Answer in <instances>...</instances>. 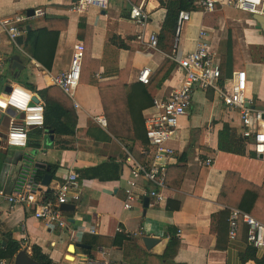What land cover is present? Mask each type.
<instances>
[{"label": "crops", "instance_id": "crops-1", "mask_svg": "<svg viewBox=\"0 0 264 264\" xmlns=\"http://www.w3.org/2000/svg\"><path fill=\"white\" fill-rule=\"evenodd\" d=\"M72 1L0 0V17L10 14L26 17L22 22L25 32L18 36L16 45L9 43L3 35L0 51L4 56L10 55L8 62L11 57L19 58L13 53L16 47L33 67V61L41 66V70L34 67L36 76L42 80L40 85L27 78L19 79L33 84L41 101L48 97L46 88L56 86L51 78L69 67L73 45L83 34L78 26L80 21L92 27L89 46L86 47L85 43V47L90 57L99 61L94 72L83 74V81L77 84L73 98L67 95L71 100L69 114L75 116V122L73 118L69 120L72 133L57 134L52 127L32 129L25 147L30 148L34 164L49 168L51 180L43 186V193L47 189L53 191L69 169L78 174L80 200L68 203L73 207L64 210L67 228H47L32 215L31 209L10 207L1 202L0 236L9 234L29 255L33 245L39 246L52 264H81V259L87 256L107 259L109 264H258L264 258V248L255 249L247 242L244 225L240 226L234 239L229 238L224 210L234 207L217 200L225 172L241 173L243 164L227 158L218 149L219 130L227 124L239 133V116L236 110L222 103L213 89L194 91L188 113L179 119L177 134L169 142L174 149V159L167 167L174 164L186 166L181 183L178 186L166 184L161 190L163 201L154 203V199L145 195L147 190L154 188L153 185L140 179L135 189L138 202L130 210L122 208L124 185L130 170L127 156L138 162L147 161L140 152L141 147L147 145L145 113L153 97L166 96L179 85L183 72L175 63L157 87L153 80L147 84L138 81L137 75L142 68H149L151 75L162 60L172 54L177 20L159 0H110L106 10L92 7L84 15L71 11ZM139 2H143L149 12L144 28L129 17L130 5ZM28 9H40L43 14L28 16ZM188 12L189 20L183 23L179 34L177 55L194 49L198 31L204 27L220 59L225 52L228 30L233 29L241 53L240 69L248 76L247 94L255 107H263L264 18L259 27L249 12L219 3L215 4L213 11L198 9ZM27 30L41 35L30 51L23 46ZM51 30H56L57 35L47 41L44 38L46 42L43 44L42 37ZM151 33L157 35L155 48L148 44ZM130 50L133 51L130 68L121 76L126 86L127 112L121 110L110 117L116 127L132 128L133 138L128 140L108 131L98 82L116 80L126 65ZM18 62L22 64L20 58ZM231 72L229 69L222 76L228 77ZM14 77L18 78V75ZM2 82L0 79V90L4 86ZM220 83H223L222 79ZM97 116L105 118L106 126L96 121ZM9 149L5 147L0 151V191L4 192L12 190L23 157L19 150L11 156ZM206 159L211 162L207 164ZM39 169L43 176L45 168ZM172 175L173 169L169 171V178ZM175 177L176 174L173 179ZM117 227L123 232H117ZM91 229L95 232L91 233ZM119 233L125 234L129 243L125 245L123 240H118L121 246L112 245L111 240ZM94 236L100 237V243L90 249L88 241ZM144 236L155 238L157 242L146 247L142 241ZM174 236L179 239L177 252L173 258L161 259L168 241ZM98 247L104 250V255L97 252ZM250 247L255 249L253 254ZM86 249L90 250L87 252ZM68 256L70 260L67 262L65 258Z\"/></svg>", "mask_w": 264, "mask_h": 264}, {"label": "built area", "instance_id": "built-area-1", "mask_svg": "<svg viewBox=\"0 0 264 264\" xmlns=\"http://www.w3.org/2000/svg\"><path fill=\"white\" fill-rule=\"evenodd\" d=\"M110 0H73L71 11L78 15L87 14L94 7L98 10H106ZM232 6L250 14H263L264 0H198L203 11H213L215 4ZM36 15H42L40 9L34 11ZM190 13L180 10L177 15L174 29V43L170 57L182 69V78L179 85L172 89L166 96H155L152 99L149 110L146 111L145 137L147 145L141 147L140 152L146 158L145 162H138L130 155L127 161L130 163L129 176L124 185V198L122 208L132 209L138 202L135 192L140 179L151 183L154 188L146 191L145 195L154 199V203L162 202L164 196L161 190L165 187V172L167 165L174 159V149L169 145L178 131L179 119L188 113L195 90L205 91L213 89L217 92L222 103L230 109L236 110L239 116V134L245 139L246 146L256 158L261 155L264 160V152L258 151V147L264 144L259 137L264 135V106L255 107L252 98L247 94L248 76L245 70H233L230 76L225 78L221 74L220 59L214 52L208 40V30L204 27L198 31L197 40L193 50L184 55H177L179 34L183 23L189 20ZM130 19L134 20L142 28L148 22L149 12L144 8L143 2L130 5ZM26 17L19 14H10L0 17V43L4 35L9 43L16 45L18 36L25 32L22 22ZM148 44L155 48L157 35L151 33L148 36ZM84 45L77 41L72 48L69 67L51 78L53 85L58 86L66 95L73 98L74 90L80 80V69L83 58ZM36 69L41 66L33 61ZM9 68L8 62L0 51V79L3 88L0 90V99H3L7 107H0V142L5 147L25 148L28 144V133L32 129L42 128L44 125V104L37 94L20 83L4 82L2 75ZM149 68H142L137 80L147 84L149 82ZM222 79L223 83H220ZM7 88V89H6ZM16 90L22 91L31 97L24 107L17 103L9 102ZM38 99L37 102L33 98ZM75 107L78 104L74 102ZM7 120V125L2 129V123ZM102 126H106L103 116L95 117ZM19 139V143H16ZM206 159V163H210ZM39 167L34 164L28 155L22 157L16 177L10 192L0 191V203L6 202L10 207L23 206L31 209L32 215L42 224L50 228L52 226L67 228V222L60 208L65 203H77L80 200L78 174L69 169L62 182L57 184L49 198L44 197L43 185L38 175ZM241 218L246 227L247 242L255 249L264 248V222L237 208H231L228 217V236L234 239L237 235L238 219ZM117 232H123L120 227ZM94 233V230H90ZM72 238V233H70ZM97 252L104 255L102 248ZM68 262L69 259L66 257ZM7 260H0V264H7ZM81 264H109L107 259L87 256L81 259Z\"/></svg>", "mask_w": 264, "mask_h": 264}, {"label": "trees", "instance_id": "trees-1", "mask_svg": "<svg viewBox=\"0 0 264 264\" xmlns=\"http://www.w3.org/2000/svg\"><path fill=\"white\" fill-rule=\"evenodd\" d=\"M159 2L168 9V12L175 21L177 20V15L180 10L191 11L202 9V7L198 4V0H159ZM78 26L83 30V34L80 36V40H78L84 45L79 80L83 81L81 80L83 74L85 72H94L98 68L99 61L92 59L90 57L89 51L86 50V47L89 46V38L92 34V27L83 23V21H80ZM56 33V30H51L50 32L46 31L45 36L42 37V43L44 44L47 40H50V37L56 36ZM40 36L41 35L37 33V31L27 30L23 45L24 49L26 51H30L31 47L37 43ZM44 38L46 41H44ZM132 54L133 51L130 50L126 65L122 70L119 71V77L116 80L98 82V91L103 111L108 119V131L119 138L128 140L133 138L132 128H126L121 125L116 127L113 125L110 117L111 115L113 116V114L116 115L121 110H124L125 113L127 112L125 98L126 86L125 84L123 85L121 76L124 72H128ZM239 62H241V53L238 46L237 37L235 31L233 29H229L227 40L225 41V52L220 58L221 74L225 73L229 69H232V71L235 69H240L241 66ZM175 63L176 62L170 56L165 57L150 75L149 82L150 80H153L154 86L156 87L161 85L164 79L169 75ZM18 82H21L31 90L36 91L33 84L22 80H18ZM45 91L48 93V97L46 100L42 101L44 104L43 127H52L55 129L57 134L72 133L73 128H69V120L70 118H73V122H75V116H71V114H69L70 112L68 107L71 103L70 98L58 86H51L46 88ZM35 93L37 94V92ZM73 122L72 125H74ZM145 144H147L146 137ZM218 149L221 154L227 158L235 161H241L243 164V170L241 173L232 171L225 172L217 200L228 207L237 208L264 222V162L258 160V158L248 151L245 139L239 133H236L233 129L228 127L227 124L223 125V127L218 132ZM130 150H133L132 147H130ZM246 156L253 158L252 161L243 158ZM171 169L174 170V175L169 178V171ZM185 169V164H174L168 166L165 172V183L168 185L178 186L182 181ZM175 174L176 177L173 179ZM38 175L40 178H42L41 170L38 171ZM51 195L52 191L48 189L44 193L45 198H49ZM224 211L226 213V219L228 223L230 209L228 210L226 208ZM242 225H244V223L242 222L241 218H239L237 233L240 226ZM0 237V260L6 259L9 261L7 264H12V259L14 255L20 250V245L15 240H13L9 234L4 236L1 235ZM99 240V236L92 237L91 241H88V243L91 245L90 249L96 244H99ZM118 240H123L125 245L126 243H129L128 237L123 233L116 234L115 238L111 240V244L114 246H121L117 243ZM178 246L179 239L175 236L172 237L168 241L164 253L160 256L161 259L173 258L174 254L178 250ZM90 249H86V251L88 252ZM249 249L251 254L255 252V249L251 247ZM31 257L40 264H52L51 259L46 254H44L41 248L37 245H33L31 247ZM258 264H264V258L259 260Z\"/></svg>", "mask_w": 264, "mask_h": 264}, {"label": "water", "instance_id": "water-1", "mask_svg": "<svg viewBox=\"0 0 264 264\" xmlns=\"http://www.w3.org/2000/svg\"><path fill=\"white\" fill-rule=\"evenodd\" d=\"M27 15L30 16L32 14H34V10L33 9H28L27 10ZM253 19L258 22V26L261 27L262 24V20L264 18V4H263V14H252ZM19 58L18 57H11L10 61H9V68L10 70L13 72L14 76H17V72L19 70H21L23 68V65L20 64L19 62ZM7 89V88H6ZM33 101L37 102L38 99L36 97L33 98ZM2 129L5 128V126L7 125V120L5 119L2 123ZM5 148V144L4 142H0V151ZM258 159H262L261 155L258 156ZM37 167L39 168H45L46 172L43 174L42 178H41V182L43 186H47L50 183L51 180V174L49 173V168L45 167L43 164H36ZM144 204L146 205V200L144 202ZM69 207H73V205H70L68 203L62 204L60 206V208L62 210H67ZM142 241L144 243V245L146 247H150L152 246L155 242H157V239L149 237V236H144L142 237ZM72 246L76 247L77 245H73ZM81 246H83V244H81ZM70 256H68L67 258L70 260L69 258ZM12 264H40L39 262H37L35 259H33L31 257V255L27 254L26 249L25 248H21L15 255L14 258L12 260Z\"/></svg>", "mask_w": 264, "mask_h": 264}, {"label": "rangeland", "instance_id": "rangeland-1", "mask_svg": "<svg viewBox=\"0 0 264 264\" xmlns=\"http://www.w3.org/2000/svg\"><path fill=\"white\" fill-rule=\"evenodd\" d=\"M10 47H13V46H10ZM13 53L19 55V58L22 61L23 68L20 70V72L18 74V78L14 77L12 75V73H11L10 68H8L4 72V74L2 75L4 82L17 83V81L19 79L27 78V79L35 82L37 85H40L42 80L36 76V71H35L34 67L32 66V64H30L29 59L26 56H24L21 52H19V50L16 47H14ZM4 57L7 60V59H9L10 55L9 54H5ZM31 135L35 136V134H31ZM9 148H10L9 149V154L11 156H15L16 152L19 150V151L22 152L23 156L24 155H28V156H30L32 158V155H30L31 154L30 153V151H31L30 148H17V147H9Z\"/></svg>", "mask_w": 264, "mask_h": 264}, {"label": "clouds", "instance_id": "clouds-1", "mask_svg": "<svg viewBox=\"0 0 264 264\" xmlns=\"http://www.w3.org/2000/svg\"><path fill=\"white\" fill-rule=\"evenodd\" d=\"M256 2H259V0H256ZM31 97L25 95L22 91L20 90H16L13 94V96L11 97V100L9 102L12 103H17L19 104V106L24 107L26 104V101L29 100ZM0 107H7V104L5 103V101L3 99H0ZM260 140L264 141V135H261L259 137ZM16 143H19V139H16L15 141ZM258 151L260 152H264V144H261L258 147Z\"/></svg>", "mask_w": 264, "mask_h": 264}]
</instances>
